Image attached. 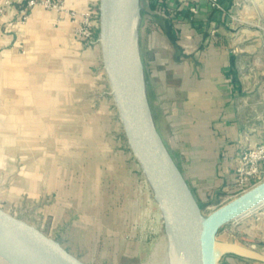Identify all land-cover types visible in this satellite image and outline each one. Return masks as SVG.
<instances>
[{"label": "crops", "instance_id": "1", "mask_svg": "<svg viewBox=\"0 0 264 264\" xmlns=\"http://www.w3.org/2000/svg\"><path fill=\"white\" fill-rule=\"evenodd\" d=\"M63 2V10L33 7L25 22L17 4L0 15V185L2 199L37 203L42 225H33L77 256L71 249L97 248L115 214L105 181H127L138 161L121 147L120 113L94 91L107 75L101 44L79 40L70 14L100 0ZM163 6L151 18L147 3L141 33L138 24L147 96L185 180L206 200L223 192L243 150L264 143V1L231 0L236 20L206 0ZM243 216L227 232L238 238L221 241L264 253V203ZM220 264L264 261L224 253Z\"/></svg>", "mask_w": 264, "mask_h": 264}, {"label": "water", "instance_id": "2", "mask_svg": "<svg viewBox=\"0 0 264 264\" xmlns=\"http://www.w3.org/2000/svg\"><path fill=\"white\" fill-rule=\"evenodd\" d=\"M99 10L104 67L124 133L151 185L180 264H220L224 253L264 261V253L259 250L217 238L224 225L264 203V180L208 216L201 214L198 201L152 114L137 43L141 14L139 0H100ZM0 233L24 243L46 264H87L42 229L1 206ZM0 253L26 264L23 258L1 243Z\"/></svg>", "mask_w": 264, "mask_h": 264}, {"label": "rangeland", "instance_id": "3", "mask_svg": "<svg viewBox=\"0 0 264 264\" xmlns=\"http://www.w3.org/2000/svg\"><path fill=\"white\" fill-rule=\"evenodd\" d=\"M250 2L251 0H246L243 4H248ZM147 3V0H139V4L142 7L140 13L143 17L139 19L140 33L141 27L145 28L143 21L145 16L144 9L147 7ZM104 83L105 86L103 87L101 86L103 83L100 82V88H96L94 91L100 100L111 102L112 110H114L116 116H118V108L113 94L111 93L112 89L107 75ZM152 106L154 108L153 110H155L154 120L160 125V128H162L164 124L162 115L158 108L153 105V102ZM121 124V135L119 136L121 147L129 151L131 155H134L132 154L133 152L125 136L123 123ZM176 158V160H178V156ZM137 163V170L132 168L126 175L127 181H122V183L120 181H114L116 183L114 188L110 186L112 181H105L103 185V188H105L108 193L107 199L111 197L110 194L114 195L115 201L113 204H115V207L113 212L115 214L113 217L107 218L109 217L107 213L108 216L106 219L104 218L105 223H103L104 227L101 230L100 240L96 245L97 248L84 247L81 249H71L79 258L89 264L176 263V252L172 237L165 228L162 212L158 202L154 198L151 185L145 177L140 163ZM129 179H132V181H129ZM1 194L2 186L0 185V206L4 210L31 224H36L38 226L42 225V221L37 212L40 206L33 202L32 199L27 201L24 199L19 200L18 196H14L11 200L2 199ZM195 197L197 198L200 212L205 217L215 209L232 200V198L227 197L224 191L218 192L212 197L209 195L206 200L199 199L196 192ZM118 198H120V200H118ZM110 205L111 202L108 201V207ZM244 217L245 216H241L237 218V220L242 221ZM232 224L233 222L224 225L218 232L217 238L220 240L223 238L227 240H235L238 238L232 234H227ZM45 230H47V234L59 237L56 233H50L48 227H45ZM64 244L70 245L69 243Z\"/></svg>", "mask_w": 264, "mask_h": 264}, {"label": "built area", "instance_id": "4", "mask_svg": "<svg viewBox=\"0 0 264 264\" xmlns=\"http://www.w3.org/2000/svg\"><path fill=\"white\" fill-rule=\"evenodd\" d=\"M206 1L210 7L228 14L233 20L238 19V16L229 10L228 6L231 0ZM244 1L232 0V3L237 7L242 5ZM161 2L163 6V0ZM15 4L18 5L19 15L23 22L28 20L32 8L37 5L51 10H63L65 8L63 0H0V15ZM191 10L197 12L198 6H192ZM70 14L79 22L75 32L76 37L89 46H99L101 44L100 35L95 32L96 27L100 25L99 6L89 5L83 11L72 10ZM147 16L150 17L149 14ZM212 33H215V30H212ZM238 159L239 163L236 165L234 176L223 187L227 197L232 199L264 180V143L246 148L240 153Z\"/></svg>", "mask_w": 264, "mask_h": 264}, {"label": "bare ground", "instance_id": "5", "mask_svg": "<svg viewBox=\"0 0 264 264\" xmlns=\"http://www.w3.org/2000/svg\"><path fill=\"white\" fill-rule=\"evenodd\" d=\"M0 243L7 247L8 249L15 252L19 255L26 264H46L33 250L28 248L24 243L19 241L16 238L6 237L5 235L0 233ZM176 263L179 262V255L176 253ZM0 264H24L21 262H16L13 259L7 257L6 255L0 253Z\"/></svg>", "mask_w": 264, "mask_h": 264}, {"label": "trees", "instance_id": "6", "mask_svg": "<svg viewBox=\"0 0 264 264\" xmlns=\"http://www.w3.org/2000/svg\"><path fill=\"white\" fill-rule=\"evenodd\" d=\"M148 8H149V11L147 13L149 14L151 18L156 15H161L162 12L164 11L161 0H148Z\"/></svg>", "mask_w": 264, "mask_h": 264}]
</instances>
